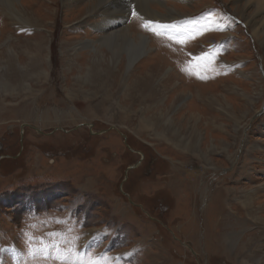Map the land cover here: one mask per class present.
<instances>
[{"label":"rangeland","instance_id":"obj_1","mask_svg":"<svg viewBox=\"0 0 264 264\" xmlns=\"http://www.w3.org/2000/svg\"><path fill=\"white\" fill-rule=\"evenodd\" d=\"M8 1L0 70L16 45L19 79L0 81V264H264V46L245 0H132L114 29L85 13L92 0H14L36 15L24 23ZM106 28L146 36L139 63L172 70L168 90L128 99L124 66L110 96L88 82ZM47 233L79 257L29 253Z\"/></svg>","mask_w":264,"mask_h":264},{"label":"bare ground","instance_id":"obj_2","mask_svg":"<svg viewBox=\"0 0 264 264\" xmlns=\"http://www.w3.org/2000/svg\"><path fill=\"white\" fill-rule=\"evenodd\" d=\"M40 1L45 2V0H40ZM81 1H83V0H66V2H69L70 7H72V8H70V10L73 9V5H72L73 3L78 4ZM92 1H93L92 5L90 4L91 6L86 10L85 13L88 14L90 12L91 14H99L101 16L100 22L96 25L97 27L101 25V26H108L109 28L114 29L115 26L121 27L120 24H124V22L126 21V18H128L129 12L125 7L132 0H92ZM260 1L261 0H245L244 4L241 7H239L238 9H239V14L248 22V24L253 28L255 33H257V35L260 36V40H261L260 42L264 46V13L260 17H255L261 13L260 8H262V7L264 8V0H262L261 4L259 3ZM17 2H18V0H17ZM76 2H78V3H76ZM51 3H52V1H51ZM121 3H123L124 6ZM144 4H145V2H144ZM4 5H5L6 14L9 17H11V19H13L15 22L24 23V22H27L26 20H31L34 22V18L36 15H32L31 14L32 12L26 10L25 6L22 5L21 2L15 4L14 0H10V1L6 2ZM243 8H245V9L249 8V13L252 16L246 15L243 11ZM138 12L140 14H144L140 8H138ZM147 15H150V12H147ZM181 16H184V15H181ZM155 18L161 19L159 17L158 13H157V15H154L152 19H155ZM178 20L183 24V26H186V23H188L187 26H189V23L193 19H190V18L177 19V17L176 18L172 17V18L167 19L166 21L164 19V21H162V22L163 23H170L169 27H172L174 24H176L178 22ZM128 28L126 30L120 29V28L115 29V30H111V29L109 30L106 28L107 31L105 29H102L103 35L101 34L102 36H101L100 41L105 43L103 46H106V48L109 49L110 54H108V57L106 60L105 59L106 57L104 55L106 51L104 50V48L102 46L101 47L98 46L100 48L95 49V52L97 54L95 56L96 61L91 63L90 66H93V67L99 66V69H101V70L97 74L93 73L92 75H90L88 82H92V79H94L97 82H100V87L102 88V93L104 95H106V97L110 96L109 93L112 94V89L114 87L113 85L118 80V78H120V76L122 75V73H123L122 68L124 66L125 71L129 69L128 73L122 77V78H125L122 81L123 84L127 85L126 88H128V95H127L128 99H130L132 97V94L134 91L138 92V89L142 90V88H143V90H145V89H149L150 87H155L154 86L155 84H153L152 82L156 81V80L158 81V83H156V84H157L160 91L168 90V89H165L166 84L163 82L175 74L169 68L165 67V69H163L161 67V64H159V63L148 64L146 61H145L146 63L145 62L139 63L141 60L140 56L144 55L145 52H147L149 49V48H147V45H146L148 38H146V36H142L140 34L138 36L137 35H131L129 33ZM260 32H261V34H260ZM0 33H2V31H0ZM93 33H94V31H93ZM17 38L18 37L12 38V39H17ZM1 40H2V38H1ZM2 44L3 43L1 42L0 45H2ZM9 44L7 42V44H5V48L8 52L7 55L9 56L10 60L8 59V65L6 66L4 64L5 68L3 70H0V81H2L4 79H5V81H7V79H8V81H10V80L18 81V79H19V71L16 69V65H14V63H13L14 59H17L16 56H18V51H13L16 45H13V44L9 45ZM83 44H85V43L83 42ZM86 44H89V42L87 41ZM89 45H87V46H89ZM21 52L26 53V55H25L26 57L25 56L24 57L27 58L28 62H30L35 67V64L37 62V56L35 54L36 52H34L33 50H29L27 48H23L21 50ZM136 61H137V65H135ZM109 65L111 67H109ZM10 70H12L14 72H11ZM137 70H138V72H137ZM3 71H4V73H3ZM37 72H38V70H37ZM41 72H42L41 74L40 73L37 74L35 72L34 73L36 76H43L46 78V72H43L42 69H41ZM29 73L31 75H33L31 72H29ZM144 73H146V74H144ZM148 73H149V77H148ZM108 74L110 75V77L111 76L112 77H111V79L106 81L105 78L108 76ZM141 84H142V86L139 87ZM141 93L142 92H139L138 95L140 96ZM149 109L150 108H147V110H149ZM190 117L193 118L194 115H190ZM145 119L146 118H142L139 121L140 126L141 127L151 126L152 125L151 119L154 120V118L151 117L149 120H147V119L145 120ZM171 126H173V125H171ZM186 150H188V151L191 150L190 152H192V148H190V150H189L188 146H186ZM195 152H199V151L195 150Z\"/></svg>","mask_w":264,"mask_h":264},{"label":"snow or ice","instance_id":"obj_3","mask_svg":"<svg viewBox=\"0 0 264 264\" xmlns=\"http://www.w3.org/2000/svg\"><path fill=\"white\" fill-rule=\"evenodd\" d=\"M56 222L57 223H65L66 221L57 220ZM46 235L52 238L48 242H45L44 237H39V238L31 237L28 241H26V246H27L28 252L33 253V252L39 250L45 255V258H46L47 257V250L49 248H52L53 251L56 253V256L54 258L60 260L61 262H63L65 259H67L69 252H71L73 256L79 257V252L77 250H74V249L64 250L61 248L60 240H58L56 238L57 237L62 238L64 236V233H47ZM32 239L38 240L39 243L36 246H33L31 244ZM77 239H79V237H77ZM71 264H100V261H99V257H97L96 259H88L86 261L83 258H80L79 260H73L71 262Z\"/></svg>","mask_w":264,"mask_h":264},{"label":"crops","instance_id":"obj_4","mask_svg":"<svg viewBox=\"0 0 264 264\" xmlns=\"http://www.w3.org/2000/svg\"><path fill=\"white\" fill-rule=\"evenodd\" d=\"M216 190H218V189H216ZM212 198V197H211Z\"/></svg>","mask_w":264,"mask_h":264}]
</instances>
